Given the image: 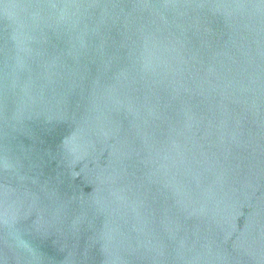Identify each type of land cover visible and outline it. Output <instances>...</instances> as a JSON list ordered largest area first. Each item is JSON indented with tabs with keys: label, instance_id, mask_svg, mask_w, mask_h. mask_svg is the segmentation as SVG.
<instances>
[{
	"label": "water",
	"instance_id": "water-1",
	"mask_svg": "<svg viewBox=\"0 0 264 264\" xmlns=\"http://www.w3.org/2000/svg\"><path fill=\"white\" fill-rule=\"evenodd\" d=\"M0 264H264V0H0Z\"/></svg>",
	"mask_w": 264,
	"mask_h": 264
}]
</instances>
